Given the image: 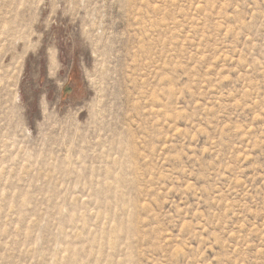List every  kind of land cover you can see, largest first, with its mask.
<instances>
[{"label":"rangeland","instance_id":"rangeland-1","mask_svg":"<svg viewBox=\"0 0 264 264\" xmlns=\"http://www.w3.org/2000/svg\"><path fill=\"white\" fill-rule=\"evenodd\" d=\"M0 264H264V0H0Z\"/></svg>","mask_w":264,"mask_h":264},{"label":"bare ground","instance_id":"bare-ground-1","mask_svg":"<svg viewBox=\"0 0 264 264\" xmlns=\"http://www.w3.org/2000/svg\"><path fill=\"white\" fill-rule=\"evenodd\" d=\"M53 59H54V57H53Z\"/></svg>","mask_w":264,"mask_h":264}]
</instances>
